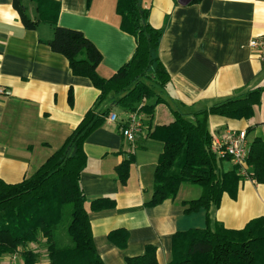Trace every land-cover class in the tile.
I'll return each instance as SVG.
<instances>
[{"label":"crops","instance_id":"obj_1","mask_svg":"<svg viewBox=\"0 0 264 264\" xmlns=\"http://www.w3.org/2000/svg\"><path fill=\"white\" fill-rule=\"evenodd\" d=\"M53 1L59 3L57 25L82 32L101 53L100 77H111L130 60L135 41L120 29L117 0ZM190 3L142 0L150 11L151 26L162 30L158 55L170 77L158 90L164 102L155 106L153 126L170 124L172 110L192 115L250 89L264 88V61L249 48L252 39L264 37V0ZM24 4L33 19L34 6L27 0ZM52 32L48 24L25 29L12 0H0V87L11 91L9 97L0 95V180L6 184L19 183L36 172L99 95L89 79L74 76L66 58L45 44ZM110 114L116 119H106L83 144L86 165L80 175L94 247L104 264H125L127 258L142 255L147 245L155 246L158 264H167L176 233L205 229L208 219L211 228L219 223L240 230L251 220L264 218V184L246 178L235 189L229 187L217 207L207 210L186 212L188 206L182 202L201 194L190 184L180 185L174 199L145 206L152 196L153 173L163 145L148 136V129L129 145L120 132L129 113L112 107ZM208 128L215 138L227 130H244L249 143L255 138L264 141V93L250 120L213 115ZM128 159V176L122 182L116 167ZM233 166L229 159L219 162L221 172ZM102 199L112 200L113 207L89 208ZM119 229L127 234L123 249L110 238ZM8 258L4 255L0 264Z\"/></svg>","mask_w":264,"mask_h":264},{"label":"trees","instance_id":"obj_2","mask_svg":"<svg viewBox=\"0 0 264 264\" xmlns=\"http://www.w3.org/2000/svg\"><path fill=\"white\" fill-rule=\"evenodd\" d=\"M27 1L34 6L33 19L24 0H12L23 27L36 30L39 24L52 26V37L45 44L66 58L74 76L89 79L99 95L63 144L36 172L16 184L0 180V259L17 254L20 264H104L94 247L80 175L86 165L83 144L104 124L112 107L145 115L148 136L163 145L153 173L152 196L145 206L154 207L174 199L180 185L190 184L199 187L201 194L196 200L182 202L188 206L186 212L207 210L217 207L223 193L229 187L235 189L240 179L264 184V141L255 138L249 143L246 176L239 173L237 166L221 172L219 162L223 159L211 149L212 134L208 128V118L213 115L250 120L260 107L264 88L250 89L192 115L172 110L170 124L153 126L155 106L164 102L158 90L166 87L170 77L158 55L162 30L151 26L150 11L142 0L116 2L120 29L134 38L135 49L130 60L109 78L97 74L102 55L92 42L78 30L57 25L58 2ZM110 99L112 105L100 109ZM130 161L116 167L122 182L128 176ZM113 205L112 200L102 199L92 202L89 208L101 210ZM207 222L205 229L172 236L167 264H264L263 217L251 220L240 230L226 229L219 223L211 228L209 219ZM110 238L118 248L125 247L126 231H113ZM39 240L47 252V261L43 263L31 249ZM125 264H158L155 246L147 245L142 255L127 258Z\"/></svg>","mask_w":264,"mask_h":264},{"label":"built area","instance_id":"obj_3","mask_svg":"<svg viewBox=\"0 0 264 264\" xmlns=\"http://www.w3.org/2000/svg\"><path fill=\"white\" fill-rule=\"evenodd\" d=\"M249 48L264 61V37L252 39ZM0 95L9 97L11 91L0 87ZM116 116L110 114L107 120L114 121ZM144 115L140 112L129 113L121 122L120 132L126 143L134 145L137 138L144 134ZM211 149L221 159L229 158L242 176H246V160L249 154V142L244 130H227L220 138L212 136ZM18 255L13 254L8 258L7 264H17Z\"/></svg>","mask_w":264,"mask_h":264},{"label":"rangeland","instance_id":"obj_4","mask_svg":"<svg viewBox=\"0 0 264 264\" xmlns=\"http://www.w3.org/2000/svg\"><path fill=\"white\" fill-rule=\"evenodd\" d=\"M31 249L34 250L38 254L40 262L43 263V262L47 261V252H46L45 245H44L42 240H39L37 243L33 244L31 246ZM9 257H10V255H9ZM20 261H21V258L18 255L17 264H20ZM2 264H7V263H2Z\"/></svg>","mask_w":264,"mask_h":264},{"label":"water","instance_id":"obj_5","mask_svg":"<svg viewBox=\"0 0 264 264\" xmlns=\"http://www.w3.org/2000/svg\"><path fill=\"white\" fill-rule=\"evenodd\" d=\"M189 1H191V0H182V3H183V4H186V3H188Z\"/></svg>","mask_w":264,"mask_h":264}]
</instances>
